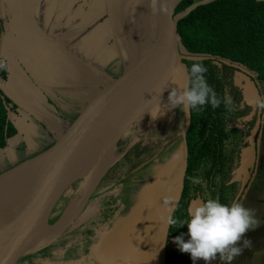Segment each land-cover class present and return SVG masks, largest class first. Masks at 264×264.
<instances>
[{
  "label": "rangeland",
  "instance_id": "obj_1",
  "mask_svg": "<svg viewBox=\"0 0 264 264\" xmlns=\"http://www.w3.org/2000/svg\"><path fill=\"white\" fill-rule=\"evenodd\" d=\"M9 1L13 9L17 8L16 12L18 14L12 12L13 18L9 21L6 20V23L5 20L0 21V59L5 62V69L7 70V78L4 81H0V87H3L4 95L17 108V114L13 116L16 134L12 137V146H7L8 148L0 151V172L45 150L63 134L78 113L91 100L92 96L102 88V85L104 86V84L99 83H108L127 72L125 71L126 69L129 70L130 67H135L140 63L139 58L142 56L149 16L148 0H101L100 20L103 25L106 24L107 28L102 29L103 25H101V28L97 30V33L101 35V40L95 39L92 43V51L95 50L96 52H93L94 54L91 53L89 58L85 60L78 59L74 62L80 85L74 90L58 86L56 88L58 89L57 91L54 90L57 85H54L47 91H43V86L38 88L39 83L37 84L36 81H33L28 73V70L31 72L34 61L23 56L26 54L25 51L30 52L33 48L38 50L37 46L39 45V50L41 51L46 48L45 37L49 36L43 32L44 18H37L35 13L36 7H39L41 0ZM45 1L43 0L41 4L45 3ZM198 1L203 2L206 0H196L195 2ZM3 2L5 3L6 0H0V18L3 15ZM27 2L31 9L26 11L23 5ZM18 10L32 17L31 20H33L35 26L29 25L32 26L31 29L38 39L36 44L33 40L28 42L25 38L30 37V33L23 30V27L26 26L23 25L26 18L20 16L22 19L19 22L15 21L16 18L14 20V17L20 15ZM82 14L83 11L76 18H80ZM177 17L178 15H175V18ZM111 20L115 30L111 25ZM91 22L96 26L100 24L98 17L97 20L92 21H88L86 18L80 25V30L87 32L88 25ZM38 23L41 28L38 27ZM109 28L114 40V32L117 34V41L115 42L117 55L101 59L103 61V65L100 63L101 68L105 67L104 69L106 70L102 71V78H98L96 73L98 68L91 67L86 62L99 60L98 57L94 59L92 57L93 55L97 56L99 51L106 50L108 53L111 43V40L107 37L110 36ZM69 31L71 33L74 31L75 38L77 37L78 30L76 28H70ZM83 35L78 40L82 41ZM88 44L87 42L86 46ZM87 48L91 49V47ZM113 50L115 51V47H113ZM19 57H22V61ZM204 57L197 56L194 58L203 59ZM182 59H190V57L182 55ZM250 74L257 81L260 99H264V79H258L251 72ZM106 79H108L107 82ZM182 82L184 83V81ZM123 83L124 81L121 80L109 90L110 99L122 89ZM27 95H29L27 98L29 102L24 99ZM10 96H13L12 98L15 102L11 100ZM157 115L152 116V119L150 118V121H147L143 131L149 124L150 126L154 124L159 116H164L165 118L168 115L175 116L178 122L176 128L179 126V130L170 127L161 132V128L158 132L159 134L152 137V141L148 136L136 138L131 144L133 145L136 142L129 157L123 161L116 162V164L114 162V165L112 164L111 167L107 168L88 195L84 193L85 187L83 185L85 179L72 186L67 191L66 197L59 202L50 216L49 226L51 227L58 222L71 202L83 199L79 211L45 245L27 255L23 264H120L119 262L122 259L119 258V250L121 249L115 248L111 251L112 247L111 249L109 248V243L112 241L111 234L122 226L126 215L142 198L146 183H149L155 177V174L162 166V163H158L154 166H149L145 171L143 162L148 159L150 161L154 158H159L157 153L162 151L163 148L165 149L163 158H171L173 152H168L166 147L167 142L170 141L168 139L173 137L172 139L179 140L177 138L178 131H182L186 121V113L179 107L177 109L172 107L171 110L170 107L166 108L158 112ZM88 118H85L78 125L83 127L88 124ZM94 118L95 115L91 117L92 120ZM169 129L170 131H168ZM258 131L260 150L264 145V109H261ZM174 148L175 154H178L180 146ZM150 165H152V161ZM173 173L171 178L178 174L176 171ZM33 181L15 186V189L6 196L7 200L11 201L4 200L3 205L23 197L29 190H25L24 187L32 185ZM239 202L245 207L254 210L258 226L245 233V237L251 241V246L244 248L241 254L232 261V264H264V164L261 159L257 164L255 174L250 183L244 188ZM221 264H223L222 261Z\"/></svg>",
  "mask_w": 264,
  "mask_h": 264
},
{
  "label": "water",
  "instance_id": "obj_2",
  "mask_svg": "<svg viewBox=\"0 0 264 264\" xmlns=\"http://www.w3.org/2000/svg\"><path fill=\"white\" fill-rule=\"evenodd\" d=\"M179 1L148 0L149 16L140 63L102 85L63 134L45 150L0 172V187L18 181L25 173H30V179L34 180L28 192L19 200L6 205H3L4 200H0V235L9 238L4 247L0 245V264H23L27 255L45 245L51 238L44 242L40 238L50 227V216L66 197L67 191L81 180H86L88 174L109 155L115 158L112 165L124 149L142 134L147 121L167 108L169 93L182 91L188 86L174 15ZM10 10H14L13 7L10 6ZM12 12L17 13L16 10ZM20 16L28 18L22 12ZM29 24L35 26L31 19ZM114 35L117 37L116 32ZM213 63L219 67L223 64L224 69L230 72L231 86L239 89L241 103L251 108L250 115L256 111L255 124L246 138L248 144L242 148L239 164L231 172L233 176L229 180L240 182L233 200L237 201L256 157V133L261 116L256 100L260 99V95L257 81L248 70L220 58ZM121 80L124 81L122 89L110 99L109 90ZM0 91L4 95L2 86ZM136 93L139 94V102L135 108L127 111L129 101ZM10 97L13 100V96ZM87 117L88 126L80 127L78 123ZM188 124L189 113L186 114L180 152L163 164L155 177L146 183L142 198L131 208L122 226L111 234L109 248L112 247L111 251L121 249L120 264H165L170 227L166 217L173 215L180 200L186 167L184 132ZM180 157L182 159L176 169L178 174L171 178L169 174ZM200 202L198 198L190 201L187 210ZM190 263L193 264L191 259ZM195 264L205 262L197 260ZM208 264H217V261L211 260Z\"/></svg>",
  "mask_w": 264,
  "mask_h": 264
},
{
  "label": "trees",
  "instance_id": "obj_3",
  "mask_svg": "<svg viewBox=\"0 0 264 264\" xmlns=\"http://www.w3.org/2000/svg\"><path fill=\"white\" fill-rule=\"evenodd\" d=\"M180 0L176 6V31L182 45V59L187 69L188 86L191 83L190 68L200 63L206 68V83L218 97L224 93L233 99L231 110L223 103L218 108L204 105L199 111H189V124L185 132L186 167L182 180L180 200L173 212L178 220L187 216L189 199L200 196L218 198L230 203L237 193V184L230 183L233 157H237L241 133L227 121L235 113V94L229 86V73L223 64L214 60L226 59L240 65L258 79H264V0ZM205 56L203 59L194 57ZM5 77L0 70V80ZM231 77V76H230ZM14 105L0 91V149L7 148L9 140L16 134L13 123ZM237 111V110H236ZM241 113V111H240ZM264 164V145L260 149ZM218 163V164H217ZM190 178L201 182L193 184ZM228 181V183H227ZM170 249L165 264H191L189 254L180 252L173 237L184 233L187 226L169 227ZM219 257L216 259L218 262Z\"/></svg>",
  "mask_w": 264,
  "mask_h": 264
},
{
  "label": "clouds",
  "instance_id": "obj_4",
  "mask_svg": "<svg viewBox=\"0 0 264 264\" xmlns=\"http://www.w3.org/2000/svg\"><path fill=\"white\" fill-rule=\"evenodd\" d=\"M5 68V62L0 59V70ZM206 68L200 63L192 64L190 68L191 83L182 91L169 93L170 106H178L187 115L190 110L199 111L204 105L231 110L232 97L224 93L218 97L216 92L206 83L204 73ZM256 105L264 109V99H257ZM193 184L201 181L190 178ZM166 223L172 227L187 226V239L184 233L173 237L180 252L189 254L193 264L197 260L209 261L219 259L223 264H232L244 248L251 246V241L245 233L258 226L253 209L245 207L239 201L222 203L216 197H207L194 207H190L185 219L178 220L173 216L166 217Z\"/></svg>",
  "mask_w": 264,
  "mask_h": 264
},
{
  "label": "crops",
  "instance_id": "obj_5",
  "mask_svg": "<svg viewBox=\"0 0 264 264\" xmlns=\"http://www.w3.org/2000/svg\"><path fill=\"white\" fill-rule=\"evenodd\" d=\"M51 3L53 4V6L49 7ZM81 10L83 11L82 16L80 18H76L82 12ZM100 14L101 0H47V9L44 20L45 27L43 31L49 36L45 37L46 48L42 49L41 51L39 50L40 45L38 44V50L33 48V50L30 52L25 51L26 54L23 55L24 58H28L34 61V65L31 67V72H29L28 70V73L29 76L31 73V78L33 81H36L37 84L39 83L38 88L40 86H43V91H47L48 89H50V87L57 85L54 89L57 91L58 89L56 88H58V86H63V88H65L67 85L66 88L74 90L80 85V79L76 75V64L74 62L78 59L85 60L89 58L91 53L94 54L93 52H96L95 50L92 51V43L95 39L99 41L101 40L100 33H97V30L101 28V25H103L100 20ZM26 16L28 18L24 19L23 25L26 26L23 27V30L29 32L30 37L27 38L24 35L23 36L27 39L28 42L33 40L36 44V40L38 39L34 35V31L31 29L32 26L29 25V20L32 17L28 15ZM97 17L98 22L100 23L98 26L91 22L88 25L87 32L85 30H80V25L85 21L86 18L88 19V21H92L97 20ZM38 27L41 28L39 23ZM112 27L114 28L113 25ZM70 28H76L78 30L76 38L74 35V31L73 33L69 31ZM106 28V24L102 26V29ZM109 30L110 36L107 37H109L111 43L109 45L108 53L106 50L102 52L99 51V53H97V56H92L93 59L98 57L99 60L86 62L92 64L95 68H98V71L96 72L98 78H102V71L105 68H101L100 63L103 65V61L101 59L108 56L111 58L112 56L115 57L117 55V48L115 44V42L117 41V37L114 35V40L111 29L109 28ZM82 34H84V38L82 41H80L78 39ZM85 34H87V36H85ZM87 42L89 43L88 46H86ZM86 47H91V49H86ZM113 47H115V51L113 50ZM107 81L108 79H106V82ZM27 92L30 93L29 91ZM28 97L29 95L24 97V99L28 101ZM12 140L13 138L9 140L8 146H12ZM1 150L2 149H0V151ZM218 264H221V260Z\"/></svg>",
  "mask_w": 264,
  "mask_h": 264
},
{
  "label": "flooded vegetation",
  "instance_id": "obj_6",
  "mask_svg": "<svg viewBox=\"0 0 264 264\" xmlns=\"http://www.w3.org/2000/svg\"><path fill=\"white\" fill-rule=\"evenodd\" d=\"M43 0H41L40 1V3H39V7L37 6L36 7V11H35V13H36V16H37V18H39V19H42V18H44V20H45V14H46V9H47V0L45 1V3H43V4H41V2H42ZM11 2L9 1V0H6V2L4 3L3 2V5H4V7H3V5H2V18H0V21L2 20H5V23H6V20L7 21H9V20H11V18H13V15L11 14V11H14V10H16L17 8H14V10H10V6H11V4H10ZM13 4V3H12ZM51 6H53V4L51 3L50 5H49V7H51ZM23 8L27 11L28 9H31V7L29 6V4H28V2L25 4V5H23ZM21 12V10H18V12ZM37 11H38V13H37ZM9 16H11V17H9ZM15 18H16V20H15ZM20 18V19H19ZM19 19V20H18ZM22 18L20 17V15L19 16H17V17H14V20L17 22H19L20 20H21ZM44 27H45V25H43V29H44ZM42 30V29H41ZM43 31V30H42ZM231 62V61H230ZM231 63H233V62H231ZM86 64H89V63H86ZM233 64H235V65H237L236 63H233ZM91 67H93V65L92 64H89ZM223 67H224V65H223ZM104 70H106V69H104ZM1 71H4V75H5V77H3L0 81H4V80H6V78H7V70L4 68L3 70H1ZM225 71H227L228 73H229V86H230V88H231V90H232V92L235 94V98L237 99V101H236V106H237V108H234L235 109V113L234 114H232V115H228L227 116V121H228V123H230V125H232L234 128H236L237 129V131H239L240 133H241V141L239 142L240 143V146H239V148H238V151H237V157H233V168L230 170V174H231V172L238 166V164H239V159H240V152H241V150H242V148H244L248 143H247V140H246V138L248 137V135L250 134V131L252 130V128H253V126H254V124H255V121H256V111L254 112V113H252L251 115H250V112H251V108L250 107H248L245 103H241V97H240V92H239V89L237 88V87H232L231 86V74H230V72L227 70V69H225ZM30 75H31V73H30ZM99 83V82H98ZM99 84H102V83H99ZM66 85V84H65ZM64 85V86H65ZM87 86V85H86ZM66 87H67V85H66ZM10 100V99H9ZM169 107H170V110H171V108L172 107H174L175 109H177L178 108V106H170V103H169V105H168ZM167 106V108H169ZM14 111H15V114H17L16 112H17V108L14 106V109H13ZM237 110V111H236ZM240 111H241V113H240ZM248 115H250V117H248ZM159 118H161V119H159ZM172 118V119H171ZM169 119H171L170 121H169ZM168 121H169V123H168ZM177 120H176V118H175V116L174 115H168L167 117H165L164 118V116H159L158 118H157V120L154 122V124H152L151 126H150V124L145 128V130L143 131V133H142V135H140V136H142L143 138L144 137H150L151 138V141H152V137H154L155 135H158L159 133V131H160V129L162 130L161 132H164L165 131V129L167 130L168 128H172V127H174V128H176V125H177ZM159 124V126H157ZM185 125H186V121H185V123H184V126H183V128H182V131L180 130V131H178V134H177V138H179V140H177L176 141V139H172V138H169L168 139V141L169 142H167V145H166V147H167V150H168V152H173L171 155H172V157L175 155V153H176V151H174V147H181V146H183V143H182V141H183V137H182V132H183V129H184V127H185ZM260 125V124H259ZM157 126V127H156ZM163 127H164V130H163ZM173 128V129H174ZM179 128V126H177V128L176 129H178ZM187 128H188V125H187ZM187 128H186V130H187ZM179 130V129H178ZM186 130H185V132H186ZM258 130H259V128H258ZM257 130V133H256V138H257V152H256V157H255V161H254V164H253V168H252V170H249V177H248V180H247V183L245 184V186H244V188L250 183V181H251V179H252V177L254 176V174H255V171H256V167H257V164H258V162L260 161V159H261V157H260V150H259V145H258V131ZM168 131H170V129L168 130ZM185 132H184V134H185ZM175 137V136H174ZM136 143V142H135ZM135 143H133V145L135 144ZM133 145H130V146H128L126 149H125V151L121 154V156L116 160L117 162L118 161H123V160H125L126 158H128L129 157V155H130V153H132V150H133ZM174 146V147H173ZM160 147H162L161 145H160ZM173 147V148H172ZM185 147H186V140H185ZM160 150V149H159ZM158 155H159V158H154V159H152V160H150L149 161V159L147 160V161H145V162H143V167H145V171L149 168V166H154L155 164H158V163H162V165L163 164H165L170 158H168L169 157V155H168V159H164L163 158V156L165 155V149L163 148V150L162 151H160L159 153H157ZM181 154V153H180ZM186 157H187V155L185 156V161H186ZM181 157H180V160H178V162L175 164V167H174V169L171 171V173L169 174V177H171V175L173 174V172H175L176 171V169H178V167H179V165H180V161H181ZM183 160H184V157H183ZM115 161V162H116ZM151 161H152V165H150V163H151ZM116 164V163H115ZM218 164V163H217ZM232 175V174H231ZM233 176V175H232ZM231 176V177H232ZM230 177V178H231ZM229 181V180H228ZM228 181H227V183H228ZM231 183V182H230ZM232 183H236L237 184V192H238V190H239V187H240V182L239 181H235V182H232ZM244 190V189H243ZM243 190H242V192H243ZM237 194V193H236ZM241 195H242V193H241ZM241 195L239 196V198L241 197ZM236 197V196H235ZM201 199V201L203 200L200 196H195V197H193V198H191V199H189V201H188V203H187V206H186V211L188 212V210H187V208H188V204H189V202L190 201H192V200H195V199ZM239 198L237 199V201H239ZM170 237H169V233H168V238H167V242H166V253H167V251L170 249ZM220 261V260H219ZM219 261L217 262V264L219 263Z\"/></svg>",
  "mask_w": 264,
  "mask_h": 264
},
{
  "label": "bare ground",
  "instance_id": "obj_7",
  "mask_svg": "<svg viewBox=\"0 0 264 264\" xmlns=\"http://www.w3.org/2000/svg\"><path fill=\"white\" fill-rule=\"evenodd\" d=\"M139 102V94L136 93L133 97V100L129 101L128 107H127V111H131L133 108L136 107L137 103ZM158 116V115H157ZM152 119V118H151ZM150 121V120H149ZM88 124L84 125L82 128L87 127ZM115 160L113 155H109L107 156L95 169H93L87 176L85 182H84V193H86V195L89 194V192L93 189V187L95 186L96 182L98 181V179L100 178V176L102 175V173L105 171V169H107V167L109 165H111V163ZM117 162V161H116ZM115 162V163H116ZM114 165V164H113ZM111 167V166H110ZM108 172V171H107ZM106 174V173H105ZM31 174L30 173H25L22 174L20 179L18 181H14L11 182L9 185H2L0 187V200H5V201H11V200H7L6 196L7 194L15 189V186L21 185V184H25L28 181H31L30 179ZM102 179V178H101ZM100 182V181H99ZM98 184V183H97ZM31 187V185H26L24 188L25 190H28ZM7 192V193H6ZM79 196V195H78ZM74 199V198H73ZM83 202V199H79V200H75L73 202H71L66 210L64 211L63 215L61 216V218L58 220V222H56L55 224H53L51 227H49L46 231V233L42 234L41 236V240H43V242L49 238H53L54 235L57 234V232L64 227L71 219L74 218V216L76 215V213L79 211L81 204ZM6 239L5 235H0V243ZM9 241V238L6 239V241H4L3 243H1V247H4L5 244ZM39 250V249H38Z\"/></svg>",
  "mask_w": 264,
  "mask_h": 264
}]
</instances>
